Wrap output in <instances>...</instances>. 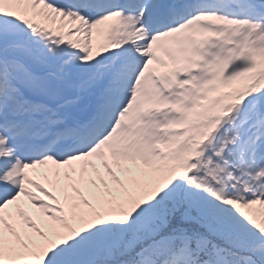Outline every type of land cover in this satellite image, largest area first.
Listing matches in <instances>:
<instances>
[{
	"label": "snow or ice",
	"instance_id": "6c2138e0",
	"mask_svg": "<svg viewBox=\"0 0 264 264\" xmlns=\"http://www.w3.org/2000/svg\"><path fill=\"white\" fill-rule=\"evenodd\" d=\"M0 264H264V0H0Z\"/></svg>",
	"mask_w": 264,
	"mask_h": 264
}]
</instances>
